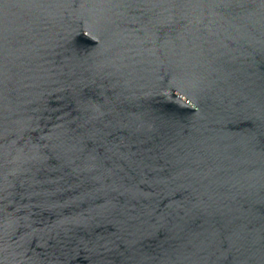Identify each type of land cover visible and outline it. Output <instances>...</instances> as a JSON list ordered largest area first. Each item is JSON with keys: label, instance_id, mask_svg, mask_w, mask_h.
I'll return each instance as SVG.
<instances>
[{"label": "water", "instance_id": "obj_1", "mask_svg": "<svg viewBox=\"0 0 264 264\" xmlns=\"http://www.w3.org/2000/svg\"><path fill=\"white\" fill-rule=\"evenodd\" d=\"M0 264H264V0H0Z\"/></svg>", "mask_w": 264, "mask_h": 264}]
</instances>
